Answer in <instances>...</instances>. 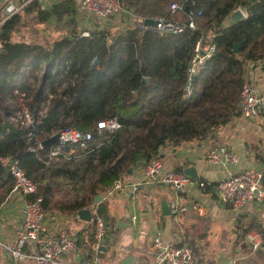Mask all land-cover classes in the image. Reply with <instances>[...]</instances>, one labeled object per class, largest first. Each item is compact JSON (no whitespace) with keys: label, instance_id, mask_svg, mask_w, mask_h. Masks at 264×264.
Here are the masks:
<instances>
[{"label":"trees","instance_id":"16d2710c","mask_svg":"<svg viewBox=\"0 0 264 264\" xmlns=\"http://www.w3.org/2000/svg\"><path fill=\"white\" fill-rule=\"evenodd\" d=\"M120 1L142 19L186 20L185 13L170 18V7L179 0ZM197 9L203 11L197 29L186 28L180 35L97 26L90 37L75 32L47 46L13 40L20 15L5 23L0 33V114L17 110L10 100L20 91L37 117L33 130L40 141L66 129L93 130L111 119L121 128L96 135L88 149L69 155L67 147L50 159L56 145L32 153L29 149L37 145L27 142V130L0 123V207L14 189L9 160L16 159L38 186L35 197L43 198L46 213L96 209L104 218L106 209L95 200L108 194L116 180L159 158L162 148L204 142L241 117L247 66L264 58V0H198ZM238 9L246 18L228 24ZM76 10L70 2L44 10L33 1L23 11L35 23L46 24ZM199 42L201 52L212 45L215 51L193 77L188 95L189 68ZM205 183L206 193L218 185ZM81 190L86 193L80 198L61 203V192Z\"/></svg>","mask_w":264,"mask_h":264},{"label":"crops","instance_id":"0c3cea01","mask_svg":"<svg viewBox=\"0 0 264 264\" xmlns=\"http://www.w3.org/2000/svg\"><path fill=\"white\" fill-rule=\"evenodd\" d=\"M39 5L44 10H50L56 4ZM18 15L21 20V14ZM95 21L96 18L86 11L77 9L74 15L49 23H73L72 30L78 29V32L83 33L97 27L98 21ZM116 26L113 28H120ZM246 74L264 94V69L256 62H250ZM220 145L232 149L240 157L239 164L208 163L209 150ZM159 158L167 170L183 172L181 167L195 168L199 175L197 179L209 184L221 183L230 173L248 169L264 171V110L256 119L240 117L234 120L204 142L194 141L180 147L162 148ZM144 164L133 168L132 173L123 179L128 188L117 194H105L102 201L98 202L106 209L103 219L107 229L98 251L92 248L95 242L93 222L82 221L78 213L73 212L47 213L45 226L49 236L60 238L74 235L79 241L78 254L64 256L65 264H159L160 249L155 243L157 238L190 246L194 249L196 264H264V258L252 249L248 238L252 233H259L261 249L264 251V204L252 203L235 211L219 204L215 188L214 192L206 193L196 185L190 186L181 195L163 185L141 184L134 191L131 185L142 181ZM23 201L24 197L20 193L12 192L0 207V218L4 224L0 237L9 246L22 226ZM173 202L184 209L176 221L170 215V204ZM40 250L39 243L26 245L23 252L28 259L23 263L16 262L7 251L0 256V264H36L35 257ZM91 250L93 256L90 255Z\"/></svg>","mask_w":264,"mask_h":264},{"label":"built area","instance_id":"2783aa9c","mask_svg":"<svg viewBox=\"0 0 264 264\" xmlns=\"http://www.w3.org/2000/svg\"><path fill=\"white\" fill-rule=\"evenodd\" d=\"M33 1L40 4L50 3L52 6L62 2H70L76 5L77 9L84 10L96 18L98 26L101 28H113L117 25L116 27L123 29L132 27L140 33L151 32L155 35H180L184 33L186 28L196 30L197 20L203 15V11L197 9L198 0H179L171 5L170 18L176 14L185 13L186 20L184 22L160 18L155 19L158 21L156 26H147L144 23L145 19L139 18L127 9L120 0H0L2 13L0 33L6 22L18 15ZM187 7H189L188 12L185 11ZM243 13L246 17V13L244 11ZM81 36L90 37V31H84ZM2 48L3 45L0 42V51ZM214 51L215 46L212 45L206 53H203L200 50V42L198 43L197 54L189 68V85L186 88L188 95L192 93L191 83L193 77L205 62L212 57ZM256 63L264 69V58ZM15 93L19 107L11 115L4 116L0 114V123L7 121L14 126L27 130V142L35 140L37 145L31 147L29 151L35 153L38 149H44L43 141L38 139L33 130L35 117L28 106L27 94L20 91ZM240 98L241 117L247 120L258 118L264 110V94L260 92L255 81L247 74L243 81ZM41 115H44V112ZM120 128V123L116 119H111L99 123L93 130L80 131L71 128L55 133L52 136L59 134L60 140L52 150L50 159L62 155L67 147H71L69 155L75 154L79 148L88 149L96 135H102L105 131H117ZM207 161L212 165H237L240 162V157L232 149L220 145L209 150ZM9 165L10 175L15 182L14 192H18L24 197L21 206L23 222L11 246L0 237V256L9 251L16 262L23 263L28 259V256L23 252L24 247L30 243H39L41 250L35 257L36 264H65L63 261L64 256H75L79 252L77 237L64 235L60 238H53L48 235L45 226L47 213L43 209V198L35 197L38 186L29 178L18 160L10 159ZM141 184L167 186L177 195L185 194L190 186L196 185L201 189L206 186L205 182H199L183 172L167 170L160 158H153L145 163L142 181L131 185V187L136 191ZM126 188H128V185L124 180L118 179L110 188L108 196L123 192ZM215 193L219 204L235 211L252 203L264 204V171L248 169L239 173H230L226 180L215 187ZM31 198L34 199L31 200ZM183 210L177 202L170 204V215L175 221ZM92 222L95 228V242L92 248L94 251H98L101 242L105 239L107 229L103 217L99 215L96 209L92 210ZM133 222H135V218ZM3 228L4 224L0 218V235ZM248 238L254 251L261 249L262 240L259 233H252ZM155 243L160 249L159 264H196L194 251L190 246L164 242L159 238L155 239Z\"/></svg>","mask_w":264,"mask_h":264},{"label":"rangeland","instance_id":"374dc122","mask_svg":"<svg viewBox=\"0 0 264 264\" xmlns=\"http://www.w3.org/2000/svg\"><path fill=\"white\" fill-rule=\"evenodd\" d=\"M20 14H21V20H20L19 25L16 28V32H14L15 38L13 37V40L15 41L23 40L26 42H34V43H39V44L47 46V45L52 44L58 39L64 38L68 35L78 32V29L72 30L73 29L72 27L74 26L73 23L65 24V22L64 23L58 22L57 24L56 23L55 24H51V23L37 24L32 20L30 16L25 14L24 11H21ZM42 75L44 74L41 73L40 79ZM38 85L39 83L35 85L36 89H38ZM10 105H12L14 109H18L19 107L18 99H15V97H13L10 100ZM85 187H88V184H86ZM12 192H14V189ZM83 193H86V191L84 190L73 191L72 193H64L63 191L60 193L59 197L61 198V203L69 204V203H72L74 200L80 198Z\"/></svg>","mask_w":264,"mask_h":264},{"label":"water","instance_id":"95a60500","mask_svg":"<svg viewBox=\"0 0 264 264\" xmlns=\"http://www.w3.org/2000/svg\"><path fill=\"white\" fill-rule=\"evenodd\" d=\"M185 11L188 12L189 7H187ZM245 18L246 17H245V14L243 13V11L241 9H238L229 15L227 21H228V24H230V25H237L238 23L243 21ZM144 23L147 26H156L158 24V21L153 19V18H149V19H145ZM240 45H241V43H238L235 45V49H234L235 53L238 52ZM96 63H97V61H96ZM34 125L35 126L37 125V117L36 116H35V124ZM59 140H60V135L56 134V135L44 140L43 146H44V148L52 147V146L56 145L57 143H59ZM143 166H145V164ZM181 170L185 174L189 175L190 177H192L194 179L199 178L197 170L193 167L185 168V169L183 167H181ZM132 171H133V169L130 170L129 174H131ZM102 199H103L102 197H98V198H96L95 201H96V203H98V202L102 201ZM78 215L82 221L92 222V211H91V209H83V210L78 212ZM258 254H260L264 258V251L262 249L258 250Z\"/></svg>","mask_w":264,"mask_h":264}]
</instances>
